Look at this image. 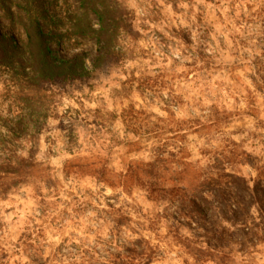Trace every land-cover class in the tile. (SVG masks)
<instances>
[{"label":"clouds","instance_id":"1","mask_svg":"<svg viewBox=\"0 0 264 264\" xmlns=\"http://www.w3.org/2000/svg\"><path fill=\"white\" fill-rule=\"evenodd\" d=\"M143 3L126 0V7L139 17L144 14ZM205 7L215 29L211 33L214 45L207 48L213 54L210 60L197 55L199 33L193 34L196 43L191 50L176 40L172 56H153L149 49L155 45L142 42L135 60L117 63L110 57L99 60L96 56L86 60L83 79L76 81L82 91L73 89L71 96L55 97L61 116L69 109L73 115L78 110L82 122L103 120L112 132L105 130L103 138L98 139L79 128L83 148L74 154L63 151V141L57 140L59 155L50 163L55 169L53 179L61 185L58 196L48 195L38 182L43 196L37 194V185L29 184L0 201V264H33V255L42 256L47 264H109L100 252L109 246L122 250L115 238L116 220L121 216H130V228L150 241L157 253L153 264H197L196 257L169 236L166 227L156 225L157 214L170 207L171 197L159 203L149 199L151 189L139 185L130 167L156 164L158 150L165 149L158 190L182 194L191 193L201 184L221 153V159L235 153L237 163L225 166L235 175H257L244 154L259 157V164L264 166V0H217ZM127 47L133 46L129 43ZM141 49L147 59L139 54ZM176 59L181 61L179 66ZM134 69L138 79H152L146 85V95L136 90L137 84L125 99L122 85ZM3 91L4 85L0 84V93ZM149 96H154L155 102ZM167 100L175 101L176 106H170ZM130 104L150 117L145 126L154 131H126L123 113ZM214 108L219 109L221 117L228 116V122H218ZM157 124L161 125L158 129ZM70 162L82 168L65 182L64 169ZM99 169H106L103 180L96 174ZM140 179H145L143 174ZM107 197L118 198V203L113 201L114 208L108 206ZM45 206L47 214L37 218L38 210ZM252 215L259 222L255 206ZM137 222L144 228H139ZM149 224L156 225V231L147 230ZM225 226L234 231L230 225ZM123 232L138 238L129 227ZM182 236L194 239L187 230ZM195 247L207 250V243ZM232 247L224 264H264V243L256 248L249 246L247 253L238 250L240 244Z\"/></svg>","mask_w":264,"mask_h":264},{"label":"rangeland","instance_id":"2","mask_svg":"<svg viewBox=\"0 0 264 264\" xmlns=\"http://www.w3.org/2000/svg\"><path fill=\"white\" fill-rule=\"evenodd\" d=\"M11 1L14 2L12 6V13L15 16L13 21L7 18L0 3V84H3L5 88V91L0 93V163L6 157L3 152L7 148L12 150L13 157H15L14 162L28 165L27 163L32 160L35 166L32 168L25 167V169H22V173L16 175H12L8 170L0 171V201L7 200L13 194V190H19L20 187L29 184L37 185V194L43 196L44 193L39 190L38 182L42 183L43 187L48 190V195L56 194L58 196L61 185L58 179H53L55 169L50 163L52 159L59 155L56 151L58 147L57 140L63 141V151L74 154L83 148V145L79 143V128H84L98 139L103 138L105 130L111 133L112 129L103 120L82 122L81 113L78 110L75 111L74 115L72 109L65 111L63 116L60 115L55 97L65 94L71 96L73 89L82 91L76 81L83 79L84 71L75 77H69L65 72L57 71L44 61L34 63L33 67L32 55L23 27V23L26 24L27 21L24 18V12L19 7L21 0ZM43 1L45 2L46 16L41 18L39 23L49 37L48 45L52 51V57L70 61L75 60L77 57L82 58L84 61L92 59L94 56L98 57L101 53L99 44L93 35L88 34L90 33L88 21L84 17L85 10L81 6V0ZM109 1L117 3L122 10L121 17L126 21L127 32L123 35L122 41L124 43L121 41L116 47L105 51L103 59L110 57L117 63L124 60H135L137 59L136 49L140 48L142 42L155 45L154 49H149L153 56L160 53L172 56L173 49L177 47L176 40L182 41L191 50L196 43L193 39L194 33H199L200 43L197 47V55L202 60L212 58L213 54L207 48L209 44L214 45V41L211 40V33L215 29L212 26L213 22L210 20L209 9L205 7V4H215L217 0H203V2L202 0H144V14L139 17L126 7V0ZM20 16L22 17L21 20L19 19ZM89 17V21L98 29L97 17L93 13H90ZM170 37L174 39H169ZM129 43L133 47L128 48ZM221 45L223 46L222 38ZM32 51L33 55L40 52L39 48H32ZM139 54L145 59L148 58L143 49ZM180 63L181 61L176 59V65L179 66ZM135 73L136 70H132L130 78L123 82L124 91L122 95L125 99L130 97L133 87L137 84H139V87L136 90L142 96L147 94L146 85L152 78L145 77L141 80L138 79ZM148 99L155 102L154 96H149ZM28 101H37L34 102L35 105L42 104L44 107L40 110L36 107H25ZM165 102L170 106H176L173 100ZM213 111L218 122L221 120L228 122L229 117H221L219 109L214 108ZM123 118L128 132L139 134L140 130L143 129L147 134L154 131L153 128L145 126L150 117L143 111L138 112L132 104L123 113ZM112 119H115V116ZM51 120H58L59 123L51 124ZM92 126H94L95 131H92ZM160 127L159 124L155 125L157 129ZM168 131H172V129H168ZM57 134L59 135L57 136ZM4 141L10 143V146L4 144ZM93 146L95 145L93 144ZM164 151L165 149L158 150V157L163 158ZM25 153L26 155H24ZM222 155L223 153L220 154V156ZM220 156H216V158L224 160L222 164L225 166L231 167L237 163L235 153L231 157H224V159H221ZM259 160V157L251 155L249 157V165L257 172L256 176H239L227 171V173H231L240 179L231 182L229 186L234 185L238 188L237 191L235 188L230 190V196L233 195L232 198H234H230L232 201L231 207H235L237 210V205L234 204L237 199L235 197L245 198L247 210L238 211L232 216L233 212L226 205L223 213L218 211L211 217L208 210L206 211L208 220L196 217L191 223L184 215V211L180 210L181 200L179 199L183 198L184 193H164L160 191L154 196L151 195L149 199L159 203L171 197L172 203L163 213L157 214L156 225L162 224L166 227L168 235L179 243H181L180 238H186L182 236L184 230L191 233L194 239L190 240L192 243H188L190 244L189 249L186 244L183 245L190 254L196 257L197 264H208L209 261L213 264H224L228 253L234 250L232 247L234 244H240L241 247L238 250L247 253L249 246L256 248L259 243H264V196L258 194V197L253 198L251 191L255 182L258 181L259 172L256 168L261 166ZM81 168L82 166L78 163H66L64 169L65 182L77 175L76 170ZM138 183L141 186L140 182ZM218 198H221L220 193H217L216 198L219 202ZM113 201L115 203L119 202L116 197L106 198L110 208L111 206L115 207ZM44 203L42 200L41 204ZM254 206L259 213V222L252 215ZM89 207L91 208V206ZM38 211L40 216L37 218H43L47 214L46 206ZM243 219L247 220L249 227L252 229L249 236L244 234L241 226ZM62 223L63 221H61ZM53 224L55 225V220ZM226 224L230 225L234 231L226 227ZM130 225H124V227H129L132 235L138 238L127 237V234L123 232V227L120 232H116L119 234L115 236L117 247L122 250L117 251L109 246L105 252H100L103 259H109V255L112 253L122 256L124 253L126 254L128 249L134 247L133 245L138 246L140 244L141 238L144 236L136 229L133 232ZM156 225L152 224L149 231H156ZM56 226L60 227L61 225ZM178 227V232H176L175 229ZM201 242L207 243V249H209L207 257L197 254L198 252L194 248L196 244ZM63 248L62 245L61 251ZM156 257L157 253L155 259ZM31 259L33 264H47L42 256L33 255Z\"/></svg>","mask_w":264,"mask_h":264},{"label":"trees","instance_id":"3","mask_svg":"<svg viewBox=\"0 0 264 264\" xmlns=\"http://www.w3.org/2000/svg\"><path fill=\"white\" fill-rule=\"evenodd\" d=\"M1 8L5 12L7 18L11 21L14 20V14L12 13V6L14 4L11 0H3L0 2ZM45 2L43 0H21L19 3V7L24 12L25 19L27 21L26 24L23 23V27L25 29V33L28 39V46L31 51V61L36 64V62H45L47 65L52 66L57 71H63L69 77H75L85 69V61L77 57L75 60H65V59H56L52 57V51L48 45L49 37L43 31L39 20L46 16L45 11ZM81 6L85 10L84 17L88 21V34L93 35L98 44H99V56L97 59L102 60L104 58L105 51L110 50L111 48L116 47L119 42L122 41L124 33L127 32L126 21L122 16V10L118 7L117 3L110 2L109 0H81ZM90 13H93L98 20V29L95 28V25L89 21ZM21 20L22 17L20 16ZM32 48H39V53H35L33 55ZM34 102L37 101H28L25 107H36L37 109H41L44 107L42 104L35 105ZM10 146V143L5 142ZM6 148V147H5ZM6 157L1 160L0 163V171H10L12 175L20 174L23 172L22 169L32 168L35 166L33 161L28 162V165L20 164V162H14L13 153L11 149L4 150L3 152ZM245 159L248 164L250 155L244 154ZM224 160H220L215 157V164L209 169V171L205 174V179L198 185L195 189L192 190L191 193L183 192V198L181 200L180 210L184 211V215L193 222L196 217H199L203 220H208V215L206 211L209 210L211 213L210 216H214L215 213L221 212L223 213V209L226 207H230V211L233 212L232 216L236 214L238 211L247 210L246 199H239L235 197L234 204L237 205V210L235 207H231L232 201L230 198V190L231 188H236L234 185H231V182L239 181L240 179L234 176L231 173H227L225 170L224 164H222ZM228 161V158H227ZM164 163L163 158L158 157L156 164L150 165L148 167H143L142 169H132L130 168L131 176L136 179L137 182H140L141 186H145L146 188L151 189L152 196H154L157 192H163L162 190H158V181L161 178V172L159 171V165ZM222 166V167H221ZM259 172L258 181L255 182L252 191V196L258 197V194H262L264 196V166H260L256 168ZM215 172V175L212 173ZM143 174L145 177L144 180L140 179V175ZM98 175L101 179H104L106 176V169H100L98 171ZM217 187H215V186ZM225 186V188H224ZM165 193V192H164ZM217 193L221 194V198L218 200ZM209 195L208 197H205ZM234 199V198H232ZM217 201V202H216ZM243 207V208H241ZM111 208H114L111 206ZM182 208V209H181ZM227 219V216L225 217ZM241 226L243 227L244 234L246 236L250 235L252 229L249 227L246 219L241 221ZM132 223V219L129 216H121L118 220H116V232H120V230L124 227V225H129ZM140 228L144 226L137 222ZM152 227V224H149L148 230ZM178 229H175L178 232ZM133 232H135L134 229ZM119 234V233H118ZM116 233V235H118ZM180 242L182 244H186L189 249L190 244L192 243L187 238H180ZM189 245V246H188ZM131 249H128L126 254L114 255L113 253L109 255V264H151L155 259L156 250L151 247V243L149 240L144 237L141 238L140 244L133 245ZM196 249L197 254L201 256H208L209 249L204 250L201 248L194 247Z\"/></svg>","mask_w":264,"mask_h":264}]
</instances>
